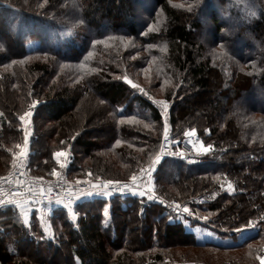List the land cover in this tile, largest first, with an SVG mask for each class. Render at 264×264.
Segmentation results:
<instances>
[{
  "label": "trees",
  "instance_id": "obj_1",
  "mask_svg": "<svg viewBox=\"0 0 264 264\" xmlns=\"http://www.w3.org/2000/svg\"><path fill=\"white\" fill-rule=\"evenodd\" d=\"M63 1L0 0L2 12L11 8L31 19L29 41L12 32L0 36V169L15 160L25 137L19 116L37 100L29 173L52 176L54 154L67 148L72 155L66 177L125 180L152 164L169 140V151L149 176L165 205L97 196L72 205L75 216L56 207L57 241L45 238L52 243L44 248L29 228L22 239L15 224L8 227L11 222L0 219V264H55L60 254L68 259L64 264H171L198 262L203 248L258 253L264 247V125L249 110L264 115V0H257V13L249 19L235 0H70L85 22L82 33L72 35L47 25L69 14L71 6ZM234 19L240 21L233 24ZM1 27H8L5 15ZM218 45L236 61L235 74L211 62L209 46ZM35 51L74 66H64L54 78L51 62L30 68L20 62ZM114 76H128L146 93L137 88L129 94ZM251 92L250 108L240 104V110L236 100ZM159 101L169 105L166 112ZM90 119L98 121L96 128H85ZM187 129L211 146L196 163L169 153ZM198 197L206 201L196 202ZM185 206L208 214L207 221L193 219ZM203 223L233 242L198 239L190 227ZM243 227L253 231L241 240ZM185 242L194 251L187 248L175 258L172 249ZM16 243L25 245L26 255L10 251L9 244L20 247Z\"/></svg>",
  "mask_w": 264,
  "mask_h": 264
},
{
  "label": "rangeland",
  "instance_id": "obj_2",
  "mask_svg": "<svg viewBox=\"0 0 264 264\" xmlns=\"http://www.w3.org/2000/svg\"><path fill=\"white\" fill-rule=\"evenodd\" d=\"M260 2H262V0H259ZM235 3L236 4H240L242 5V7H244L246 10H245V13H246V16H242V17H246L247 19H249L250 16H253L254 13H257V0H235ZM63 5H67L68 6H71L73 5V2L70 1V0H64L63 1ZM230 6V4H229ZM257 8V9H256ZM5 15V21L7 22L8 24V27L4 28V27H1L0 28V36H5V34H9V33H13L14 35L16 36H20L21 38L23 39H28V33L30 31L29 27L31 25V19L28 18V17H25L23 15H21L20 13H17L16 11H14L13 9L9 8V10H4L3 12L0 10V16H4ZM240 21V19H234V22L233 24H236V22ZM41 24L43 22L41 21H35V24ZM56 24V23H55ZM47 25L50 26L51 29H53V31H56V32H60L63 34H66V35H72V34H75V33H82L81 32V29H84L85 28V22H84V19L82 18L81 14L77 12V9H74L72 8V6L69 8V14L67 16L64 17V19L57 23L56 25L52 24L51 21H48ZM232 25V23H231ZM9 28V29H8ZM208 37L209 40L212 39V37L210 36H206ZM29 41V39L27 40ZM26 41V42H27ZM0 45H1V42H0ZM220 45L218 46H209V54H210V57H211V62L212 63H218V64H222L225 66V68L227 69V71H229L230 73L232 74H235L236 71L239 70V68L236 66V61L235 63L233 64L231 59L226 55V53H229V51H226L224 49H220ZM17 51V50H15ZM90 54H92V52H90ZM53 57V60L55 61V64H53V60L51 61V58H50V53L48 52H40V51H35L34 53H31L29 55H26V56H23L21 59H20V62L22 64H27L30 68L32 65H34L36 62H39V64H48L49 62L50 63V70H56L57 73L56 75L54 76V78L58 77L59 74H61V70L63 69L64 66H74L73 63H66L64 61H62L61 59H59L58 57H56L55 55H52ZM13 62H18L16 60H13ZM116 77L117 79H119L120 81L122 80L124 83H126V85L128 86V89H129V94H132L137 88H140V89H143L144 92L146 91V88L131 80L128 76H123V77H118V76H114ZM125 78H127L128 80H130L132 82V84H135L136 87L133 88L131 84L127 83ZM146 93V92H145ZM252 94L253 92H251L250 94H245V96L243 97H240L236 100V104H244L245 106H248V105H251V98H252ZM40 102L36 100V104L38 105ZM167 103V102H166ZM159 106L162 108V111L164 110L163 106L159 103ZM242 105H240V110L242 109L241 108ZM249 107V106H248ZM250 108V107H249ZM196 109H198L199 111L203 112V107L202 106H199V107H196ZM28 111H34V114H35V110H33L32 108V105L31 106H28L21 114L23 115L25 112H28ZM166 112V110H164ZM253 108H250L249 110V114L251 115V119L254 118V119H259L261 118V122L262 124L264 125V115H260L258 113H254L253 112ZM115 114L117 115L116 112H113V116H115ZM19 116V117H20ZM34 116L33 115L32 117L28 118V122L25 123V122H22L20 121L21 125H22V128L25 130V132H27L28 136H29V139L31 138V135L34 131L33 129V119H34ZM77 122H79V120H77ZM97 123L98 121H94L92 120L91 122V119L88 120L85 124V128H96L97 126ZM98 128V127H97ZM191 130L187 129L184 131V136L181 138L184 140L185 138V133L187 132H190ZM253 133H256V132H253ZM243 135V134H242ZM103 137V135H101ZM244 136V135H243ZM167 142H169V140H167ZM167 142H165L164 144L166 145ZM206 140H204L203 138H201V140L199 141V146L200 144H203L205 147H207V144H206ZM199 146L196 150V152L190 154L189 156H187L186 158H184L187 162V158L188 157H191L193 159H195L197 161L198 157L200 158L203 154H206V152H201L199 151ZM29 147H30V144L27 143L25 144V140L23 141V145H21L20 149L18 150V152L16 153V155L14 156V161L13 163L11 164V166H13L14 164L18 163L22 158H25L26 160H28L27 158V155H28V152H29ZM21 148H23L25 150V155L24 156H20L19 153H20V150ZM177 149V148H176ZM172 153H176L175 150H171ZM59 152H63L65 153V155L63 156H60V157H56V161H57V165L55 166V168L53 169V171L57 170V169H63L66 170V165L67 163L69 162V156L72 155L71 151L69 149H65V150H62V151H59ZM159 154V153H158ZM157 156V155H156ZM155 156V157H156ZM155 159V158H154ZM196 163V162H195ZM150 164V162H149ZM61 165H64L63 167ZM8 169H0V174L4 173L5 171H7ZM156 170L155 167H153L151 169L152 173ZM52 171V172H53ZM66 173V172H65ZM67 180L69 182V184L71 185H74V186H81L82 184H88L92 181H96L95 179L90 181L88 179H85V178H70L69 176H67ZM144 183H150V188H152L153 190V183L151 181V179H149V177L145 178L143 180ZM224 188V187H222ZM227 189H229V186L226 185ZM230 190V189H229ZM209 199V197H208ZM185 208H187L185 206ZM188 209V208H187ZM71 212H72V209H70ZM189 214L191 215V217L193 219H199L201 222H206L207 221V217H208V214H202L201 212L199 211H195L191 208L188 209ZM2 216V217H1ZM0 219H7L6 222H11L10 224H8V227H11L12 224H15V228L17 230H21L22 231V234H21V238L22 239H25V230L29 228L30 232H33L35 235H38V236H41V238L43 239V248L44 247H47L48 245H50V241H47L45 238H48L49 240L53 239L54 241L56 240L54 236V227H53V224H52V219H48V218H45V219H41L40 220H31V222H24V216H23V211L17 209V208H11V209H7L6 212H3L1 215H0ZM252 227V226H250ZM193 232L195 233L194 235L198 238V239H209V240H214L216 242H219V243H222V244H228V243H232V239L230 238H227V239H222V238H219L216 234L214 233H211L208 228H210L209 225H205L204 227V223H203V226L201 225H198L197 227H190ZM247 228L249 227H243V229H241V232L240 234L238 235V237L242 240V238H244L247 234L251 233L253 230H247ZM25 229V230H24ZM247 231V232H245ZM136 235L138 236L139 238V235L140 233L139 232H136ZM144 238V234L142 235ZM51 238V239H50ZM175 239H180L179 237H176ZM174 239V240H175ZM57 241V240H56ZM47 244H46V243ZM187 242V241H186ZM185 242V243H186ZM18 244V243H16ZM181 245V244H180ZM187 245L188 243H186L185 245H181V246H176L174 247L172 250L175 252V258H179V255L177 254L178 252H182V251H186V252H189L187 251ZM18 246H20L19 248L16 246V245H11L9 244V248H10V251L13 252V253H18V251L20 253H23L24 252V255H26V247L25 245H21V244H18ZM189 250L191 251H194L193 249L191 248H188ZM47 249H43V251L45 252ZM27 251H33V249H28ZM200 251L206 253L205 255H202L200 258V260L197 262V261H194V259H192L193 261L191 262H176V263H171V264H264V247L259 249L258 253H254V251H250L248 248H242V250H236V251H232V250H228V251H220V250H216V249H201ZM36 253V252H35ZM38 255V254H37ZM36 255V256H37ZM230 256H233V258H229ZM38 257V256H37ZM56 261L54 262L55 264H64L65 261H68V259H65L63 254H60L59 256L56 257ZM189 260V259H188ZM165 264V263H164Z\"/></svg>",
  "mask_w": 264,
  "mask_h": 264
},
{
  "label": "built area",
  "instance_id": "obj_3",
  "mask_svg": "<svg viewBox=\"0 0 264 264\" xmlns=\"http://www.w3.org/2000/svg\"><path fill=\"white\" fill-rule=\"evenodd\" d=\"M191 141V142H190ZM199 146V138L196 133L192 136H186L182 139L175 155L169 152L171 156L186 158L190 154L196 152ZM169 151V142L165 145L163 155L160 159L166 156ZM188 163H195L196 160L188 157ZM151 163L140 168L137 173L132 174L125 180H120L119 186L113 184L108 188H104L103 181L107 179L99 178L96 181H92L88 184H82L81 186H74L69 184L66 173L63 169H57L55 172L57 175L50 177H36L29 173L26 166V159L22 158L18 163L11 166L6 172L0 174V210L5 208H17L23 209V207H32L40 205H53L58 202L61 206L67 209L74 205L77 201L82 199H93L97 196L104 199H111V197L124 198L125 196H134L137 198H143L146 202H154L157 198L150 185L144 183L143 180L149 177L152 173L142 172L141 169H149ZM152 169V168H151ZM133 175L137 176L135 183L131 180ZM151 179V178H149ZM20 181V183H17ZM117 181V180H113ZM152 181V179H151ZM98 185V187H93ZM128 185V187H124ZM51 187V191H48ZM31 189V191H29ZM107 192V195L104 193ZM143 192L144 195H140ZM91 193V195H89ZM152 195L153 199H148V196ZM206 200L204 197H198L196 202L204 203Z\"/></svg>",
  "mask_w": 264,
  "mask_h": 264
},
{
  "label": "snow or ice",
  "instance_id": "obj_4",
  "mask_svg": "<svg viewBox=\"0 0 264 264\" xmlns=\"http://www.w3.org/2000/svg\"><path fill=\"white\" fill-rule=\"evenodd\" d=\"M89 55H91V54L89 53ZM125 80H126L127 83L131 84L133 88L136 87V85L132 84V82L130 80H128L127 78H125ZM159 103L163 106L164 110L168 109L169 105L165 101H159ZM36 107H37V104L34 101L33 105H32L33 110H35ZM33 115H34V111L25 112L23 115H21L19 117V120L22 121V122L27 123L28 122V118L32 117ZM163 132H164V138L167 140L168 139V135H169V125H168L167 120H165V122H164ZM193 134H194V131H190V132L185 133L186 136H192ZM24 140H25V144H27L28 141H29V136H28L27 132H25ZM117 143H119V141H117ZM161 147L163 148V146H161ZM210 148H211L210 145L205 147L203 144H200L199 151L208 152L210 150ZM163 154H164L163 151H161V153L157 154L155 159L152 160L151 167L149 169H141V171L145 172V173L150 172L151 168L155 167L160 162V158H161V156ZM19 155L20 156H24L25 155V150L23 148H21ZM54 155L56 157H60V156L65 155V153L57 152ZM173 155H175V153H173ZM61 166L63 167L64 165H61ZM52 175H57V173L55 171H53ZM131 180L133 181V183H135L136 180H137V176L133 175L131 177ZM17 183H20V181H17ZM113 184H116L117 186H119L120 182L119 181H113V180H105V181H103L104 188H108L109 186H111ZM93 187H98V185H94ZM124 187H128V185H124ZM229 187H231V185H229ZM29 191H31V189H29ZM48 191H51V187H49ZM104 194L107 195V192H105ZM89 195H91V193H89ZM140 195H144V193L141 192ZM153 198L154 197L152 195L148 196V199H150V200L153 199ZM58 202H60L59 199H58ZM0 203H3V201H0ZM184 211L187 212L188 209L185 208ZM237 231H240V229H237Z\"/></svg>",
  "mask_w": 264,
  "mask_h": 264
},
{
  "label": "crops",
  "instance_id": "obj_5",
  "mask_svg": "<svg viewBox=\"0 0 264 264\" xmlns=\"http://www.w3.org/2000/svg\"><path fill=\"white\" fill-rule=\"evenodd\" d=\"M61 205L58 202H55L53 205H40L39 207L37 206H32V207H23V209H20L23 211V216H24V222H31V220H40V218L43 220L45 218L52 219L53 217V212L54 208L60 207ZM105 208V207H104ZM72 208L69 207V214L72 216H75L73 212H71Z\"/></svg>",
  "mask_w": 264,
  "mask_h": 264
},
{
  "label": "water",
  "instance_id": "obj_6",
  "mask_svg": "<svg viewBox=\"0 0 264 264\" xmlns=\"http://www.w3.org/2000/svg\"><path fill=\"white\" fill-rule=\"evenodd\" d=\"M155 201H156L157 203H162L161 200L158 199V198H157ZM162 205H165V203H162Z\"/></svg>",
  "mask_w": 264,
  "mask_h": 264
}]
</instances>
